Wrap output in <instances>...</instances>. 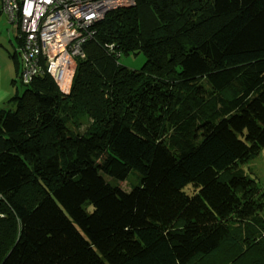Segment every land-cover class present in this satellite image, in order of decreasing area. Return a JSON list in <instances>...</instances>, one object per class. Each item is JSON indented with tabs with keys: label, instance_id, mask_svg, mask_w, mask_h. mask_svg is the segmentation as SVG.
Wrapping results in <instances>:
<instances>
[{
	"label": "trees",
	"instance_id": "1",
	"mask_svg": "<svg viewBox=\"0 0 264 264\" xmlns=\"http://www.w3.org/2000/svg\"><path fill=\"white\" fill-rule=\"evenodd\" d=\"M92 29L67 92L45 74L19 94L15 60L0 264H190L239 234L264 255V185L243 168L264 148V0H134ZM132 170L129 192L103 177Z\"/></svg>",
	"mask_w": 264,
	"mask_h": 264
},
{
	"label": "built area",
	"instance_id": "2",
	"mask_svg": "<svg viewBox=\"0 0 264 264\" xmlns=\"http://www.w3.org/2000/svg\"><path fill=\"white\" fill-rule=\"evenodd\" d=\"M134 0H0V14L17 30L21 83L49 75L63 92L71 86L76 59L92 37V23Z\"/></svg>",
	"mask_w": 264,
	"mask_h": 264
},
{
	"label": "rangeland",
	"instance_id": "3",
	"mask_svg": "<svg viewBox=\"0 0 264 264\" xmlns=\"http://www.w3.org/2000/svg\"><path fill=\"white\" fill-rule=\"evenodd\" d=\"M2 16V19L0 18V28L2 30L0 50H4V54H6V51L12 53L16 51L15 49L18 48V44L16 47H12V45L8 41V38L10 40H13V44L14 42H17L14 39L15 30L11 28V24L8 22L7 18L4 15ZM4 54L3 56H5ZM16 58L19 68V56L16 55ZM4 60H7V57H5ZM144 61L145 56L141 52L136 54H122L119 57V62L121 64L132 69H138L144 63ZM75 69L76 64L74 65V72ZM16 87L18 93L21 94L25 86L21 84L19 80H16ZM81 120H83L82 117H80V121ZM243 168L248 176L255 180L257 185H264V148L261 149L254 158L250 159L246 164H244ZM103 177L112 186H118L126 192H129L133 187L141 185V179L136 170H132L124 180H117L105 174H103ZM185 190H188L187 187L185 188ZM235 239H237L238 241L236 244L230 241H224L220 244L216 253L198 257L190 264H227V262L230 261V259H232L236 254H239L238 258H240V264H255V260H260L259 262L261 264H264V255H262L263 252L259 248V244L256 240H245L240 234L237 235Z\"/></svg>",
	"mask_w": 264,
	"mask_h": 264
},
{
	"label": "crops",
	"instance_id": "4",
	"mask_svg": "<svg viewBox=\"0 0 264 264\" xmlns=\"http://www.w3.org/2000/svg\"><path fill=\"white\" fill-rule=\"evenodd\" d=\"M1 17H3L2 14H0V18ZM11 28L15 30L14 39L17 42L16 43L14 42L13 44L12 43L13 40H10L9 38L8 41L12 45V47H16L17 44L19 46L20 38H19L18 30L13 25H11ZM1 34H2V30L0 28V39H2ZM14 53H16V51L12 53L6 51V54H4V50L2 49L0 50V109L6 105L4 104V102L8 97L13 95L16 89L12 83V79L15 76V60H17L16 58L17 54L14 57ZM3 54L5 56H3ZM5 57H7V60H4Z\"/></svg>",
	"mask_w": 264,
	"mask_h": 264
}]
</instances>
